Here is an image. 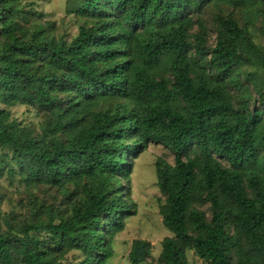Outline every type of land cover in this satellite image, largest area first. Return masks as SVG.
Returning <instances> with one entry per match:
<instances>
[{
  "label": "trees",
  "instance_id": "obj_1",
  "mask_svg": "<svg viewBox=\"0 0 264 264\" xmlns=\"http://www.w3.org/2000/svg\"><path fill=\"white\" fill-rule=\"evenodd\" d=\"M41 1L0 0V180L25 189L5 213L0 188V264H107L151 144L175 156L152 264H264V0H66L71 40Z\"/></svg>",
  "mask_w": 264,
  "mask_h": 264
},
{
  "label": "rangeland",
  "instance_id": "obj_2",
  "mask_svg": "<svg viewBox=\"0 0 264 264\" xmlns=\"http://www.w3.org/2000/svg\"><path fill=\"white\" fill-rule=\"evenodd\" d=\"M41 9L49 15V19L56 21L59 33L67 40L73 39L78 34L77 21L73 17L66 15V0H42ZM214 43V38L210 41ZM13 117L19 121L35 124L39 118L34 112L28 111L23 106L12 109ZM133 174L131 176V199L137 207V214L132 215L127 220L126 229L115 241V255L107 264H130L129 254L134 240L143 239L149 241L152 246V258L146 264L154 263L160 255L161 243L171 236L165 229L160 215V201L163 199L157 187L156 162L159 158L174 165L175 156L163 146L151 144L147 149L137 154ZM126 186V184H125ZM0 188L7 192V197L1 209L5 213H10L16 208L20 195L24 192V187L19 182L10 185L9 180L4 177L0 180ZM190 264H206L193 252L188 254Z\"/></svg>",
  "mask_w": 264,
  "mask_h": 264
}]
</instances>
